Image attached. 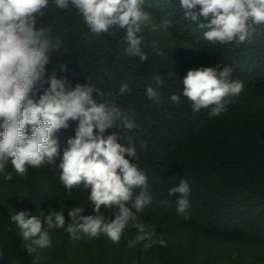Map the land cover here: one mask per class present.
Instances as JSON below:
<instances>
[{"label": "trees", "instance_id": "obj_1", "mask_svg": "<svg viewBox=\"0 0 264 264\" xmlns=\"http://www.w3.org/2000/svg\"><path fill=\"white\" fill-rule=\"evenodd\" d=\"M143 8L151 16V23L138 33L146 61L125 53L124 30L111 29L114 35L97 38L75 9L55 8L50 0L37 27H50L53 41L61 43L32 95L39 99L55 72L67 80V88L94 86L99 90L93 92L97 103L114 100L132 116L136 125L132 130L113 127L104 136L116 133L121 137L118 143L136 147L137 158L127 154L125 158L146 175V191L152 197L138 216L151 225L153 239L164 238L166 246L145 248L144 241L129 248L128 241L138 234L132 227L118 244L105 235L73 240L65 229L49 231V248L23 239L11 221L21 211L26 218H43L62 210L65 227L74 207L84 209L81 215L96 214L89 201L90 187L69 191L59 178L67 141L75 137L78 126V121L70 120L56 133L59 153L52 163L29 167L23 177L13 172L10 181L0 173V264H264V23L254 25L249 40L220 45L208 42L203 36L206 29L185 18L179 0H143ZM194 11L198 13L199 6ZM165 18L172 24L167 30L159 27ZM152 25L157 26L155 31ZM216 66L229 67L231 80L244 87L238 96L227 98L226 112L209 118L210 109L193 112L183 96L182 80L189 70ZM157 75L163 81L159 88ZM124 83L130 92L120 96ZM149 86L159 91V104L147 97ZM172 95L179 96L178 103ZM6 171H12L10 164ZM181 179L190 187L184 213L177 211L179 194L168 195ZM142 191L134 187L132 200ZM126 206L131 208V202ZM101 211L110 221L118 208Z\"/></svg>", "mask_w": 264, "mask_h": 264}, {"label": "clouds", "instance_id": "obj_2", "mask_svg": "<svg viewBox=\"0 0 264 264\" xmlns=\"http://www.w3.org/2000/svg\"><path fill=\"white\" fill-rule=\"evenodd\" d=\"M186 19L196 22L205 30L204 38L212 44L226 45L243 43L254 32V25L264 23V0H179ZM52 6L65 10L75 9L82 17L90 33L99 38L111 29L124 30L125 53L148 59L142 51L143 37L138 36L142 25L151 23L150 13L143 8V0H51ZM50 0H0V173L10 181L13 172L21 177L28 168H40L45 162L52 163L59 153L56 133L68 127V122L78 121L75 137L70 138L63 152L60 181L67 190L83 185L91 189L89 201L95 215H81L82 207L68 211L71 223L66 225L64 212L31 216L21 211L11 216L24 240L41 249L52 246L49 231L65 229L73 240L82 236L89 239L107 236L118 244L129 227L137 230L127 246L135 247L141 242L145 248L153 244L166 246V240H154L151 225L142 222L138 213L151 203L147 193V177L125 158H137L135 146H124L116 133L104 136L106 130L123 127L126 131L136 125L131 115L123 111L114 100L97 103L93 92L99 91L91 85L77 84L66 87L67 80L57 78L55 72L48 78V87L39 99L32 95L46 74L51 62V53L58 50L60 41L52 39L50 27H37L39 17L45 15ZM199 6V12L194 9ZM199 17L204 21L200 22ZM171 21L163 19L159 27L167 30ZM156 25H152L155 31ZM162 55L161 53H158ZM66 70V65H61ZM229 67H201L189 70L182 80L183 96L192 105L193 112L210 109L209 118L227 111V98L238 96L244 85L231 80ZM157 88L163 81L154 77ZM130 92L128 83L119 88L118 95ZM103 96V93H101ZM109 96L112 93L108 94ZM149 99L160 103V93L153 87L146 89ZM179 96L172 95L174 103ZM98 130L99 134H95ZM11 165L12 171H6ZM134 187L143 191L132 200ZM189 184L181 179L179 186L169 189L168 195L178 193L177 211L184 213L189 207ZM131 202V208L126 204ZM103 209L118 208L115 218L106 220ZM135 209V211H132ZM11 230V229H9Z\"/></svg>", "mask_w": 264, "mask_h": 264}, {"label": "rangeland", "instance_id": "obj_3", "mask_svg": "<svg viewBox=\"0 0 264 264\" xmlns=\"http://www.w3.org/2000/svg\"><path fill=\"white\" fill-rule=\"evenodd\" d=\"M28 247H29V249H31L32 251L35 249L34 246L31 245V244H28Z\"/></svg>", "mask_w": 264, "mask_h": 264}]
</instances>
